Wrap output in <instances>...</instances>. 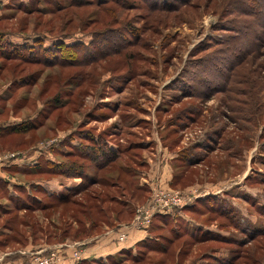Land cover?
<instances>
[{
	"label": "rangeland",
	"instance_id": "rangeland-1",
	"mask_svg": "<svg viewBox=\"0 0 264 264\" xmlns=\"http://www.w3.org/2000/svg\"><path fill=\"white\" fill-rule=\"evenodd\" d=\"M233 2L0 0V171L31 184L14 194L0 177V248L84 244L116 216L131 227L159 188L151 176L166 151L179 178L164 188L191 201L110 262L264 264V13L260 22ZM102 140L125 153L101 171L80 158L90 184L67 204L46 195L86 178L2 170L40 156L66 165L74 159L56 149L88 153Z\"/></svg>",
	"mask_w": 264,
	"mask_h": 264
},
{
	"label": "crops",
	"instance_id": "crops-1",
	"mask_svg": "<svg viewBox=\"0 0 264 264\" xmlns=\"http://www.w3.org/2000/svg\"><path fill=\"white\" fill-rule=\"evenodd\" d=\"M163 154L165 158L164 157L159 158L160 154H158V157H157L158 161H157L156 167L154 168L153 175L151 177L153 178L152 180L155 179L157 181V183H153V184H157L159 187H163V188L170 187L173 189L172 181H173L175 170H176L175 168L176 160L175 158L172 157V153H171V160L167 158L169 157V154L166 151H163ZM40 159H41V156L37 158V161H39ZM12 161H9V164L7 166L2 167V170H6L7 172H14V171L21 172L23 170L31 171L33 170L32 167H34L35 165L33 163L30 168H26L27 166H24V163L17 161V163L19 164H15L16 162H13L14 164H12L11 163ZM1 176L5 178H9L5 182H10L14 184V185L13 184L10 185V189L13 188L12 193H14V191L16 192L14 188L17 185H25V189H28V190L31 188V184H28V183L21 184L19 182L16 183L15 179L12 176L10 177L6 175H1V171H0V177ZM140 179H143V176L140 177ZM59 184H60L58 186L59 189H62L63 186L65 185V183H59ZM62 191L57 190L56 193L62 192ZM14 194H12V196L10 195V197L8 198L10 203L13 202L12 198L15 197ZM16 194L18 193L16 192ZM32 197H33L32 200L38 201L39 203H41V206L45 204L42 199L43 196L35 195ZM198 198H201V196H198ZM3 204L4 203L0 199V208L2 207ZM176 215L179 216V214H168L169 216L168 219H171V217L176 218ZM129 223L130 222L118 223V225L115 224V226L113 227L109 226V228L106 229L102 233H99L97 235H91L90 237H88L89 239L86 240L85 243L80 248L82 252L81 260H76L73 257V254L70 250L68 251V254L65 258L64 263L62 264H79V262L85 261V260H90V261H94L96 263H102V264H110L111 263L110 261L114 259L115 257L126 256L128 252L131 253L133 251H136L135 248L137 244L139 242L144 241L145 239H147L149 235H151L152 228L148 230H138L136 228H131V227L127 228L126 226H128ZM123 232L127 234V238L125 241L119 242V235ZM50 246L51 244H49L48 242H42L38 245L30 244V245H27V247L22 246V247H18L14 249H8V248L6 249L2 247L0 248V264L20 263L26 258L25 256L23 255L20 256L19 254V252H21L23 249L28 252H31V251L43 250ZM121 259H124V258L122 257ZM121 259L118 260L119 262L116 261L115 263L124 264L123 262L120 261Z\"/></svg>",
	"mask_w": 264,
	"mask_h": 264
},
{
	"label": "trees",
	"instance_id": "trees-1",
	"mask_svg": "<svg viewBox=\"0 0 264 264\" xmlns=\"http://www.w3.org/2000/svg\"><path fill=\"white\" fill-rule=\"evenodd\" d=\"M234 1L235 2H233V3L234 4L236 3V5H235L234 8L237 11H240L241 8H243V10H244V8L245 9L247 8L246 11L247 10L250 11L249 14L251 16H253V18L255 20H258V21L261 22V16L264 13V3H263L264 0H234ZM11 52H13V49L12 50H9L8 52L5 51V53H3V55H2V57L5 58V59H7V60L12 59L11 58V55H9ZM23 60L24 61H28V58L27 57H23ZM14 127H15V129H14ZM14 127L13 128L10 127L11 129L8 128V127L7 128L9 129L10 132L11 131H14V132L23 131V129L22 130L21 129L18 130V127L16 125ZM113 144L114 143L112 142V140L111 141L110 140L103 141V143H102V146L104 147L103 150H100V147H98L97 145H95V149L94 150L88 149V151H87L88 153H86L85 147L82 146V145L81 146L84 147V148H82L81 146L75 148V149H78V151H76L75 149H73V150H68L67 152H64L63 151V148L61 147L59 149V151H58V149H56L57 156L59 155V157L62 158V157H64V154H65L67 158L74 159L73 162L68 163L66 165H63L64 162L62 164L61 163L60 164H55V167L53 165L43 166V162H45L43 157H46V156H42L41 159L37 162V164H35L34 167H32L33 170H31V172H33V171H36V172L37 171H39V172H48V171L54 172L55 171L56 172V174H55L56 176L57 175H60V176L67 177V178H74V177L76 178L77 177L79 179L80 178L83 179V177L86 178V181H83L82 184H80V186L74 188L72 190V193L69 192L67 194H61L60 197H57V196H54V195H46L49 200L55 201L53 203H57V202H61L63 204L70 203L71 202V199L73 197H77L80 193L86 191L88 189V187H89V184H90L88 182V179H89V176L88 175L89 174H84V172H83V170L86 169V168H88V167L85 168L82 164L79 163L78 160L80 158H85V157L88 156V158H91L89 160H91L94 164H95L96 161L98 162V160L99 161H102L100 164H98V165L96 164V167H98L99 170L101 171V170L105 169L106 167H108L111 163L117 162L120 159L119 157L122 156L125 153L124 150L123 151L121 150L120 152L114 151L112 149V145ZM81 149H83V150H81ZM175 160H176V167L175 168H176V170H178L179 166L177 164V158H175ZM47 169H49V170H47ZM67 169H69V171ZM57 172H59L60 174L57 173ZM50 174H53V173H50ZM135 174L137 175V171H135L133 173V176ZM94 177L95 176H92L90 178H94ZM178 178H179V174H177V172H176V174L174 175L173 181H172L173 189L175 188L176 180ZM15 188L16 189H19V190H23V188H25V185H17ZM138 189H141V188H138ZM18 193L20 194V192H18ZM70 196L72 198H70ZM53 203H48L47 202V203L43 204L42 206H41V204H39L38 207H40L41 209H44L45 210V209L49 208L51 205H53ZM127 204L128 203L126 201L125 207L128 206ZM31 207H34V206H31ZM168 214H171V212L170 211L169 212H166V213L157 212L154 215V217L152 218L151 224L149 225L148 229L152 228L154 226V223L155 222H161V221L165 222L168 219V217H169ZM91 215L92 214H89L88 216L90 217ZM133 218H134V216H133ZM114 219H115V221H113V223L112 222H109V223H112L110 225L112 227L115 226V224L118 225V223L130 222L128 220L125 221V220L119 219V217H117V216L114 217ZM93 224H95V222H93ZM148 237H150V235ZM148 237H147V239H148ZM147 239H145L142 242H139L137 244V246H136V249L139 248V247H141L143 245V243L147 241ZM81 240L84 241L83 239H81ZM166 241L168 243L171 241V244L173 243V241L170 240V239L169 240H166ZM154 245H158V244L155 243ZM163 247H161V246L160 247H155V248H151L150 247L149 250L150 251H159V252H162L161 250L164 251L166 246H163ZM133 259H134L133 261L135 263H140V262H138L139 261V258L134 257ZM79 264H102V263H96L94 261L85 260V261L79 262ZM110 264H116V263H110Z\"/></svg>",
	"mask_w": 264,
	"mask_h": 264
},
{
	"label": "built area",
	"instance_id": "built-area-1",
	"mask_svg": "<svg viewBox=\"0 0 264 264\" xmlns=\"http://www.w3.org/2000/svg\"><path fill=\"white\" fill-rule=\"evenodd\" d=\"M168 191L163 187L155 190L148 205L137 209L130 226L138 230H147L157 212L166 213L171 211L172 208L185 206L191 201V199L184 198L179 191ZM126 238L127 234L121 233L119 242L125 241ZM82 245L83 243L76 246L61 244L33 252L34 254L28 252L24 254L26 258L20 264H62L65 261L68 250H71L76 260H81L82 252L80 248Z\"/></svg>",
	"mask_w": 264,
	"mask_h": 264
}]
</instances>
